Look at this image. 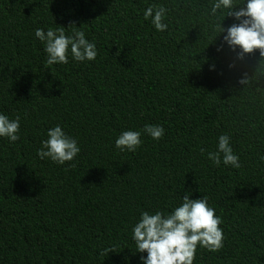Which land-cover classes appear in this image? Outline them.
Wrapping results in <instances>:
<instances>
[{"label": "trees", "instance_id": "1", "mask_svg": "<svg viewBox=\"0 0 264 264\" xmlns=\"http://www.w3.org/2000/svg\"><path fill=\"white\" fill-rule=\"evenodd\" d=\"M217 2L0 0V114L20 117V139L0 137V264H143L142 212L185 195L223 221L224 247H198L194 264H264V55L223 40L247 0L213 14ZM153 5L168 9L163 32L144 18ZM61 27L96 59L47 65L35 31ZM57 125L80 148L64 165L37 154ZM127 130L142 133L135 152L115 146ZM220 135L239 169L208 158Z\"/></svg>", "mask_w": 264, "mask_h": 264}, {"label": "clouds", "instance_id": "2", "mask_svg": "<svg viewBox=\"0 0 264 264\" xmlns=\"http://www.w3.org/2000/svg\"><path fill=\"white\" fill-rule=\"evenodd\" d=\"M221 7L232 8V0H218L212 7L213 14ZM167 11L164 6L153 5L146 9L144 18H151L156 30L163 32L168 28L163 22ZM231 15L239 23L222 29L226 33L223 36L224 42L233 51L240 50L237 54L240 59L257 49L264 55V0H247L245 8H240ZM35 36L44 44L47 65L69 63V52L72 59L78 62L94 61L97 57L95 43L89 42L83 31H74L68 36L64 27L47 31L36 29ZM19 131V116L11 120L7 115L0 114V137L15 142L20 139ZM143 131L154 140L162 139L165 134L164 128L156 125H145ZM141 135L140 131H123L116 139L115 146L120 151L135 152L142 144ZM47 136L48 139L42 142L37 153L41 160L47 158L64 165L73 161L80 152L77 141L68 137L59 125L49 129ZM208 158L217 167L221 164V159L224 165L236 169L241 167L240 158L234 154L228 135L219 136L218 150L209 152ZM222 222L215 209L209 206L206 196L191 199L185 195L182 204L170 214L142 212L139 222L133 228V240L137 252L147 253V256H141L143 264H194L198 247L213 253L224 247V233L220 227ZM113 251L114 248H107L101 255H108Z\"/></svg>", "mask_w": 264, "mask_h": 264}]
</instances>
